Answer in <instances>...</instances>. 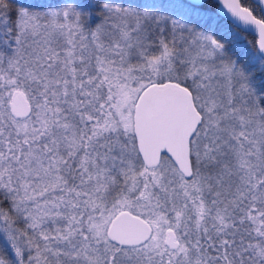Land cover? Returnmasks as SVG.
<instances>
[{
	"label": "snow or ice",
	"instance_id": "snow-or-ice-1",
	"mask_svg": "<svg viewBox=\"0 0 264 264\" xmlns=\"http://www.w3.org/2000/svg\"><path fill=\"white\" fill-rule=\"evenodd\" d=\"M0 264H264V0H0Z\"/></svg>",
	"mask_w": 264,
	"mask_h": 264
},
{
	"label": "trees",
	"instance_id": "trees-1",
	"mask_svg": "<svg viewBox=\"0 0 264 264\" xmlns=\"http://www.w3.org/2000/svg\"><path fill=\"white\" fill-rule=\"evenodd\" d=\"M247 39H248V40H253V39H254V37H253V36H251V35H249V36L247 37Z\"/></svg>",
	"mask_w": 264,
	"mask_h": 264
}]
</instances>
